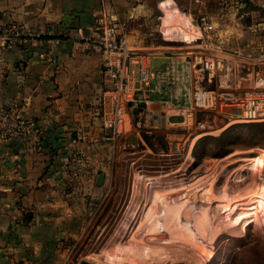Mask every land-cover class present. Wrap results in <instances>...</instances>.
Segmentation results:
<instances>
[{
	"label": "rangeland",
	"instance_id": "rangeland-1",
	"mask_svg": "<svg viewBox=\"0 0 264 264\" xmlns=\"http://www.w3.org/2000/svg\"><path fill=\"white\" fill-rule=\"evenodd\" d=\"M199 1L203 2L201 5L206 12L217 13L224 6L223 0ZM166 2L164 10H153L150 16L144 17L138 15L141 9L136 10L138 0H124L116 6L104 0L100 5L107 15L102 14L98 19L97 11L91 26L102 20L134 37L142 51L168 55L170 62L160 66L156 75L157 93L160 97L166 95L172 105L185 107L190 102L191 76L182 58L184 53L195 50L213 55L204 46L208 41L203 32L196 43H192L195 32L189 39L185 13L192 15L196 24L202 23L194 14L192 0ZM204 22L210 23L209 20ZM188 23L195 25L191 20ZM213 25L217 28L216 23ZM80 31L84 38L89 36ZM218 57L224 61L221 68L214 73L211 82L205 78L201 83L206 90L215 92V104L192 111L187 123L181 116L169 118L170 123L180 122L174 125L141 120L137 126L135 116L132 129L117 134L108 146H102L101 149L106 148L105 160L98 175L103 174V180L98 184L95 197L85 199L86 215L71 234L55 244L41 246L36 260H18L14 264H79L82 260L94 263L91 258L95 255L99 256L96 264H163L164 261L165 264H264V214L262 225L250 222L264 210V171L253 169L245 162L264 150V120L245 121L238 119L236 113L237 104L243 98L264 94V85H258L264 79V54L252 58V63L238 60L228 63L224 56ZM129 135L137 137V144L127 142ZM195 138L191 145L190 140ZM196 178L206 183L216 181L214 198L208 200L213 206L208 219L211 226H219L222 232L208 255L204 250L210 246L206 239L192 240L175 233L159 235L153 238L155 241L147 242L150 244L147 250H153L151 252L145 251L147 246L142 244L128 247L130 235L138 238L141 235L137 234L144 227L137 226V222L140 225L152 195L156 191L174 190L171 197L185 198L180 188L191 185ZM225 183L228 197L222 190ZM188 189L196 199L202 200V191L198 192L196 185ZM255 213L257 215L252 217ZM163 240L169 243L159 245ZM153 247L163 251L156 252Z\"/></svg>",
	"mask_w": 264,
	"mask_h": 264
},
{
	"label": "crops",
	"instance_id": "crops-1",
	"mask_svg": "<svg viewBox=\"0 0 264 264\" xmlns=\"http://www.w3.org/2000/svg\"><path fill=\"white\" fill-rule=\"evenodd\" d=\"M109 1L113 6L124 2ZM166 1L138 0L136 10L141 9L138 15L150 16L153 10H164ZM193 2L194 14L202 22L209 20L214 28V40L204 44L210 55L222 63L219 55L228 63H252V58L264 54V0H223L217 13L206 12L199 0ZM101 3L104 0H0V22L17 23L33 34L27 46L6 55L0 108L20 103V115L44 128L42 147L24 150L14 142L0 143V264L36 260L41 246L71 234L86 215L85 199L98 193L96 179L106 149L101 148L114 137L101 127V111L103 106L110 108V101L103 99L100 54L72 35L77 29L95 34L91 25L97 11L98 19L106 14ZM185 14L189 39L195 32V41L201 31L195 18ZM147 111L165 112L167 118L175 119L184 114L161 100L148 104L141 120ZM77 131L83 134L79 146L88 155L94 174L85 184L70 180L64 170L70 137Z\"/></svg>",
	"mask_w": 264,
	"mask_h": 264
},
{
	"label": "built area",
	"instance_id": "built-area-1",
	"mask_svg": "<svg viewBox=\"0 0 264 264\" xmlns=\"http://www.w3.org/2000/svg\"><path fill=\"white\" fill-rule=\"evenodd\" d=\"M262 20L264 23V5L262 7ZM244 14H240L243 18ZM201 33L206 35L207 41L214 40V28L204 21L196 24ZM94 35L83 37L79 30L73 38L76 42L84 41L100 54V71L102 80L103 99L110 101V108L101 111L102 130L116 136L119 133L132 129L135 116L138 117L137 126L140 124L142 110H146L148 104L155 100L153 94L157 92L154 86L157 69L152 68V60L157 57H165V54H155L142 51L139 42L127 32H121L115 26L108 25L98 20L92 27ZM32 32L14 22H0V80L3 78V69L7 53L14 48H23L32 39ZM37 38L40 35H36ZM198 41L195 40L193 43ZM202 41V40H201ZM195 45V44H193ZM209 52V51H207ZM183 60L188 65L191 76L190 102L185 107L168 105L172 109L183 111L185 122H188L191 112L198 108L212 107L216 102L215 92L206 90L202 81H209L210 71L217 72L222 62L202 52L188 50L184 53ZM165 102V101H163ZM142 106L144 108H142ZM236 111L238 119L245 121L264 120V94H251L243 98ZM23 106L12 102L6 107L0 108V143L14 142L24 150L31 147H42L44 128L30 118L20 115ZM145 121L169 123L163 112L152 113L147 111ZM83 140V134L79 131L70 137L69 149L64 162V170L70 180L85 184L92 180L93 168L88 155L80 148L79 142Z\"/></svg>",
	"mask_w": 264,
	"mask_h": 264
},
{
	"label": "bare ground",
	"instance_id": "bare-ground-1",
	"mask_svg": "<svg viewBox=\"0 0 264 264\" xmlns=\"http://www.w3.org/2000/svg\"><path fill=\"white\" fill-rule=\"evenodd\" d=\"M195 31H197V28L195 29ZM212 73H215V72L214 71H210L209 74H208V78H209L210 82H211V80L213 78ZM258 85L259 86L264 85V79H262V82H260ZM191 140H190V142H191L190 144L192 145L194 143V141L196 140V138L193 141H191ZM245 162H249L251 164V168H253V169H256V170L263 169V171H264V155L255 156V157H253L251 159L245 160ZM160 163H162V162H160ZM210 171L212 172V170H210ZM216 174H214V175H216ZM143 178H144V176H143ZM196 179H194V181H193V183L191 185L189 183L186 187L185 186L184 187L181 186L182 188H180V193H182L185 198H181L180 199L178 196L171 197V195L173 194L174 190H169V191H164V192H160V191H156L155 192L154 191L155 193L152 195L151 201L149 202L150 205L145 209V211H146L145 215H143V217H141V219H140V222H139L140 225H138V222H137V226L144 227L143 230L137 234V235L141 234L140 237L139 238L135 237V234L130 235L131 238L130 237H129L130 239L128 238L129 239V244L127 243L128 240L126 241L124 239L126 241V243L128 244V247L129 246L130 247L131 246H136L138 244H142V245H146L147 246L146 249H144L145 251L151 252L153 250H151V251L147 250L148 246L150 245L147 242H149V241L152 242L154 240L153 238H155V237H157L159 235H166V234L170 235V234L175 233V234H177V236L178 235H180V236L181 235H186L188 238H190L192 240H196V239H200V238L201 239L202 238L206 239L208 241V245H210V246L207 245L208 247L205 248L204 250L206 252V255H208L209 250L211 249V246H213V242L215 241L217 235L219 234V232H222V230L219 228V226H217V225L216 226L215 225L211 226V222L208 219L209 212L213 209V206L208 202V200L212 201V199L214 198L213 196H214V193H215L214 190H215V185H216L215 182L216 181L213 180L210 183H206V180H204V179H197V180ZM192 185H194V186L196 185V188H197L198 192L202 191V200L196 199L194 194L190 192L191 190L188 189V188H189V186H192ZM222 190L224 192L225 197H228L227 196L228 195L227 194L228 186H227L226 183L223 186ZM143 195H141V196L143 197ZM141 200H142V198H141ZM223 201L225 202V199H223ZM222 204H225V203H222ZM229 204H230V201H229ZM143 208H144V206H143ZM240 209H242V208H240ZM141 211H142V208H141ZM256 213L252 217H255L257 215ZM134 214L135 213H133V215ZM137 214H138V212H137ZM141 214H142V212H141ZM263 214H264V210L260 214H258L256 216V218H254L250 222H252V223L258 222L259 226L262 225L261 218L263 217ZM138 215H140V214H138ZM138 215H137V217H138ZM240 215L241 214H239V216ZM234 217H236V216L234 215ZM137 219L139 221V218H137ZM128 223H129V221H128ZM120 229H119V232H120ZM128 230H129V226H128ZM123 233H125V232H123ZM128 233H131V231L128 232ZM134 233H136V232H134ZM168 243H169L168 241H164L163 240L161 243H159V245H162V244L164 245V244H168ZM192 245H193V243H192ZM196 245L197 244L195 243V246ZM197 246H199V245H197ZM157 248H159V247H157ZM197 249L199 251L198 247H197ZM154 250L156 252L163 251L161 248L157 249V250L154 248ZM204 250H202L203 251L202 254L204 253ZM114 252H115V250H114ZM105 253H103L102 256ZM174 253H175V251H174ZM91 260L96 264L97 262H99V256L95 255V257L91 258ZM174 260H177V259H174ZM165 263L166 262L164 261L163 264H165Z\"/></svg>",
	"mask_w": 264,
	"mask_h": 264
},
{
	"label": "water",
	"instance_id": "water-1",
	"mask_svg": "<svg viewBox=\"0 0 264 264\" xmlns=\"http://www.w3.org/2000/svg\"><path fill=\"white\" fill-rule=\"evenodd\" d=\"M168 58L167 57H163V58H156L152 60V68L153 69H157L161 64L168 62ZM263 68V67H260ZM127 142L132 143V144H137L138 140L137 137L135 135H129L127 136ZM104 175L100 174L98 175L97 179H96V184L98 185L102 180H103ZM79 264H95L86 260H82Z\"/></svg>",
	"mask_w": 264,
	"mask_h": 264
},
{
	"label": "trees",
	"instance_id": "trees-1",
	"mask_svg": "<svg viewBox=\"0 0 264 264\" xmlns=\"http://www.w3.org/2000/svg\"><path fill=\"white\" fill-rule=\"evenodd\" d=\"M153 98H154L155 100L167 101V96H166V95L163 96V97H160V96L158 95L157 92L153 94ZM263 154H264V150H261V151L259 152V154L256 155V156H262Z\"/></svg>",
	"mask_w": 264,
	"mask_h": 264
}]
</instances>
